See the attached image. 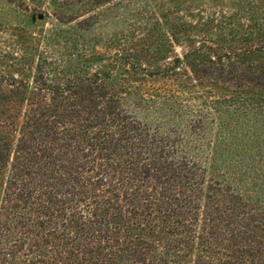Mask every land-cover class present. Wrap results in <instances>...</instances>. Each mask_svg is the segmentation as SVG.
I'll use <instances>...</instances> for the list:
<instances>
[{
  "label": "trees",
  "instance_id": "obj_1",
  "mask_svg": "<svg viewBox=\"0 0 264 264\" xmlns=\"http://www.w3.org/2000/svg\"><path fill=\"white\" fill-rule=\"evenodd\" d=\"M22 1L108 60L0 72V264H264V0Z\"/></svg>",
  "mask_w": 264,
  "mask_h": 264
},
{
  "label": "rangeland",
  "instance_id": "obj_2",
  "mask_svg": "<svg viewBox=\"0 0 264 264\" xmlns=\"http://www.w3.org/2000/svg\"><path fill=\"white\" fill-rule=\"evenodd\" d=\"M25 4L28 5H34L31 0H23ZM22 1V2H23ZM168 1V0H167ZM21 2V3H22ZM213 2V3H212ZM206 1L205 7H215L216 4H218V9H222L225 6L228 5L230 2L229 0H219V1ZM248 2H255V0H244V3ZM260 2V1H259ZM171 2H166V5L170 4ZM258 2H256L257 4ZM252 4V3H251ZM175 5V2H172L170 6ZM259 6L264 7V2H260ZM40 12L35 15L33 14L31 17H28L29 13L24 11H17V13L9 14V24L5 25L0 22V72L2 73H8L9 75L12 74L17 79L22 78L24 81L28 82V84L32 83V78L34 75H37V65L39 62V53L42 54L43 49L45 48L47 50V57L49 55L52 56V58H60L63 60H69L72 59L70 62V67L68 69H81L82 71H92V69L96 65H101L103 63H106L108 60V57L104 56L98 59L95 62H83V59H79L77 57V52H75L76 43L81 42V39H78L75 35L73 36L74 40H67L66 36H71V34L65 31L68 25H73L74 21L66 22V23H59L58 21H55L52 15H50V12H52V6L50 5H40ZM264 9V8H263ZM47 11V12H46ZM24 29L21 28H15V26L20 25L21 23H29ZM65 21V20H64ZM52 23H56V25L62 29L61 32L58 31L59 38L55 39H47V32L48 29L52 27ZM108 27V26H107ZM107 27H104L103 30H105ZM91 29L87 32H83V34L89 35ZM102 31V28H101ZM63 36V37H60ZM175 52H180V47L178 45H175ZM105 49V46L103 45V50ZM110 51V50H109ZM71 52H74L73 54ZM113 50L109 52L108 55H111ZM20 56H23V59H20ZM14 57H17V60L14 59ZM19 58V59H18ZM13 62V67L8 66L10 62ZM63 67H67L68 63L63 62ZM93 67V68H92ZM44 71H47V69H43ZM43 76V79L46 83H57L61 81V77H63L64 72H58L54 65L52 69ZM10 82H1L0 86L3 89L10 88L9 85ZM201 94L203 95V99L209 98V96L212 94L210 93L211 90H213V86L209 82H203L201 84ZM28 88L26 89V94H21L16 97L12 98V101H16L18 105L16 104L14 108L12 109L16 112L21 110L23 112L25 108V101H23V97L26 98L28 96ZM0 101L1 98H0ZM22 104V107H21ZM5 108V106H3ZM0 108H2L0 106Z\"/></svg>",
  "mask_w": 264,
  "mask_h": 264
}]
</instances>
